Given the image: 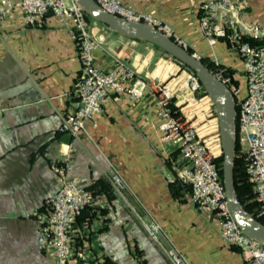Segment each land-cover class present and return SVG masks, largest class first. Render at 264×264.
I'll return each mask as SVG.
<instances>
[{
  "label": "crops",
  "instance_id": "1",
  "mask_svg": "<svg viewBox=\"0 0 264 264\" xmlns=\"http://www.w3.org/2000/svg\"><path fill=\"white\" fill-rule=\"evenodd\" d=\"M170 23L194 51L235 68L239 96L247 93L242 57L224 39L210 44L199 14L205 0H122ZM246 21L264 28V0H246ZM88 30L100 42L95 62L108 70L124 59L149 81H165L178 65L158 44L109 28L91 16ZM80 71L75 40L67 25L48 12L34 24L13 9L0 18V264H53L37 246L39 215L57 188L50 163L71 161V175L95 191L73 224V259L86 250L105 264H173L144 221H157L163 242L175 244L190 264H245L246 252L230 244L216 219L201 211L191 190L178 181L175 144L163 138L157 95L151 86L136 99L112 94L103 111L85 119L76 134L61 130ZM189 77L171 82L174 104L185 120L216 138L219 117L213 100L198 95ZM196 91V92H195ZM118 170L124 194L112 180Z\"/></svg>",
  "mask_w": 264,
  "mask_h": 264
},
{
  "label": "built area",
  "instance_id": "2",
  "mask_svg": "<svg viewBox=\"0 0 264 264\" xmlns=\"http://www.w3.org/2000/svg\"><path fill=\"white\" fill-rule=\"evenodd\" d=\"M96 1L119 16L155 26L189 47L170 23L152 12L135 9L122 0ZM245 4L246 0H205L199 22L210 44L224 39L243 59L247 79L244 97L239 96L240 88L234 84L230 74L223 69L216 74L230 86L240 105L237 136L248 159L249 178L260 206L258 214L264 217V42L256 43L247 38L264 36V28L259 20H244L242 10ZM13 9L20 10L29 24L36 23L48 12L53 13L67 25L77 44L80 71L72 88V101L62 116L61 130L76 134L85 129L86 118L103 111L104 100L112 94H127L136 99L147 86H151L157 95L163 138L170 139L177 147L174 168L178 177L191 185L192 200L201 211L216 219L222 236L230 244L245 250V264H264V241L245 233L229 207L223 176L216 160L222 151L220 133L211 139L185 120L173 101L174 86L166 81L147 80L119 57H115L112 68L106 70L100 67L94 56V49L100 42L89 32L88 14L76 0H0V18ZM194 53L200 56L198 52ZM190 78L194 83L190 87L200 89L198 76L192 72ZM50 165L58 184L39 215L37 246L52 256L53 264H70L74 255L72 229L75 218L92 203L94 195L89 187L71 175L68 157ZM112 180L116 190L124 194L127 182L118 170H113ZM143 221L173 264H190L179 247L163 242L164 230L159 222ZM78 258L86 264H104L105 261L104 256L91 255L86 250L79 252Z\"/></svg>",
  "mask_w": 264,
  "mask_h": 264
},
{
  "label": "water",
  "instance_id": "3",
  "mask_svg": "<svg viewBox=\"0 0 264 264\" xmlns=\"http://www.w3.org/2000/svg\"><path fill=\"white\" fill-rule=\"evenodd\" d=\"M91 17L109 28L131 37L144 38L158 44L169 55L196 72L199 80L211 96L219 117V133L222 143V173L229 207L248 235L264 241V222L255 217L239 198L235 183V155L237 137L236 98L230 86L201 59L177 40L148 23L130 20L108 11L96 0H76Z\"/></svg>",
  "mask_w": 264,
  "mask_h": 264
},
{
  "label": "trees",
  "instance_id": "4",
  "mask_svg": "<svg viewBox=\"0 0 264 264\" xmlns=\"http://www.w3.org/2000/svg\"><path fill=\"white\" fill-rule=\"evenodd\" d=\"M88 17H89V15H88ZM247 38H249L250 40H253L256 43H263L264 42V37L255 38V37L249 36ZM188 49L190 51L194 52V49L192 47L189 46ZM201 59L215 73H217L220 69H223L225 73L230 74L233 77L234 82H236V83L238 82V80L236 78H234V76H233V73L235 72L234 67H232L230 65H226L223 62L217 63V62H215L214 58H210L208 56H202ZM189 69L193 73L196 74V72L193 69H191V68H189ZM200 83H201V87H200L201 92L200 93H204V94L208 93L201 81H200ZM236 108H237V113H239L240 105L238 103L237 98H236ZM238 125H239V118H238V114H237V126ZM216 160L219 163L221 175L223 176V173H222V155L217 156ZM247 166H248V159L246 158V152L244 151L242 144L240 142V139L237 136L236 137V155H235V183H236L237 192H238L240 200L245 205V207L255 217H257L258 219H260L261 221L264 222V217L258 214V212L260 210V206H259L258 201L255 199V192H254L253 184L249 178ZM177 180L186 184L187 189L190 188V190H191V185L189 183L184 182L179 177ZM92 192L94 193L95 191H93V189H92ZM85 208H83L81 210V212L76 216L74 223L83 214ZM104 264H105V262H104Z\"/></svg>",
  "mask_w": 264,
  "mask_h": 264
},
{
  "label": "rangeland",
  "instance_id": "5",
  "mask_svg": "<svg viewBox=\"0 0 264 264\" xmlns=\"http://www.w3.org/2000/svg\"><path fill=\"white\" fill-rule=\"evenodd\" d=\"M262 37H264V36H262ZM167 54V53H166ZM168 56H170V57H172V59L177 63V65H178V68H177V70H176V72L175 73H173L168 79H166L165 81L166 82H177V80L178 79H181L182 81H180V82H184L185 83V80H187V77H190V73H192V71L189 69V67H186V66H183L179 61H178V59L175 57V56H172V55H169V54H167ZM215 59V62H217L216 60V58H214ZM219 61V60H218ZM221 62V61H220ZM172 84V83H171ZM186 85H187V82L185 83ZM196 92V91H195ZM202 94H204V93H197V96L198 95H202ZM177 108H179L178 106H177ZM180 111V110H179ZM180 113H181V111H180ZM181 115H183L182 113H181Z\"/></svg>",
  "mask_w": 264,
  "mask_h": 264
},
{
  "label": "bare ground",
  "instance_id": "6",
  "mask_svg": "<svg viewBox=\"0 0 264 264\" xmlns=\"http://www.w3.org/2000/svg\"><path fill=\"white\" fill-rule=\"evenodd\" d=\"M188 80H189V84H190V86L192 87V86H193V84H194V83H193V81L191 80V78H190V77L188 78Z\"/></svg>",
  "mask_w": 264,
  "mask_h": 264
}]
</instances>
